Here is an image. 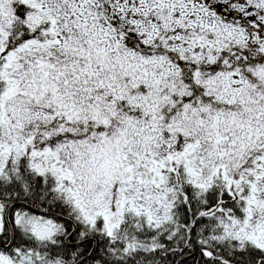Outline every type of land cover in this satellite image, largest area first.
<instances>
[{
    "label": "snow or ice",
    "instance_id": "1",
    "mask_svg": "<svg viewBox=\"0 0 264 264\" xmlns=\"http://www.w3.org/2000/svg\"><path fill=\"white\" fill-rule=\"evenodd\" d=\"M0 264H264V0H0Z\"/></svg>",
    "mask_w": 264,
    "mask_h": 264
}]
</instances>
